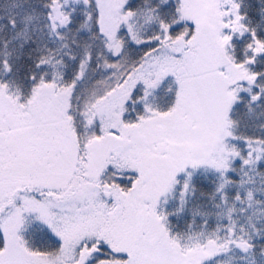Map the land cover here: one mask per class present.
Wrapping results in <instances>:
<instances>
[{
    "label": "snow or ice",
    "instance_id": "6c2138e0",
    "mask_svg": "<svg viewBox=\"0 0 264 264\" xmlns=\"http://www.w3.org/2000/svg\"><path fill=\"white\" fill-rule=\"evenodd\" d=\"M0 264H264V0H0Z\"/></svg>",
    "mask_w": 264,
    "mask_h": 264
}]
</instances>
